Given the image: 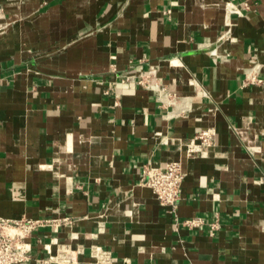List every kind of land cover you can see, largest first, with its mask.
Segmentation results:
<instances>
[{
	"label": "crops",
	"instance_id": "obj_1",
	"mask_svg": "<svg viewBox=\"0 0 264 264\" xmlns=\"http://www.w3.org/2000/svg\"><path fill=\"white\" fill-rule=\"evenodd\" d=\"M0 216L50 220L24 264H264V0H0Z\"/></svg>",
	"mask_w": 264,
	"mask_h": 264
},
{
	"label": "built area",
	"instance_id": "obj_2",
	"mask_svg": "<svg viewBox=\"0 0 264 264\" xmlns=\"http://www.w3.org/2000/svg\"><path fill=\"white\" fill-rule=\"evenodd\" d=\"M214 132L211 128L199 131L190 147L209 146L213 141ZM184 178V171L179 160H169L159 165L146 164L141 172V184L151 189L160 205L173 211L180 200V185ZM41 218H5L0 216V264H24L30 259L31 244L29 238L38 227L49 223ZM204 222L200 217L183 220L185 226H199ZM211 227H216L212 223ZM92 254L97 262L111 263L110 252L100 246H92ZM78 250L69 245L61 244L55 254L44 260V264H76L75 256Z\"/></svg>",
	"mask_w": 264,
	"mask_h": 264
}]
</instances>
